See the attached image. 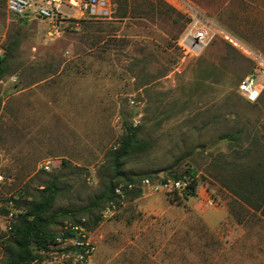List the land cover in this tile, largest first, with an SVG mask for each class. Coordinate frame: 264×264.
<instances>
[{"label": "rangeland", "instance_id": "1", "mask_svg": "<svg viewBox=\"0 0 264 264\" xmlns=\"http://www.w3.org/2000/svg\"><path fill=\"white\" fill-rule=\"evenodd\" d=\"M108 1L105 18L52 22L0 0V264L52 180L49 213L63 212L50 228L85 218L92 264H264V216L232 192L252 140L264 174V0ZM192 25L206 31L199 43ZM249 74L256 102L238 91ZM127 125L148 141L121 159L128 183L109 162ZM186 168L194 195L159 186ZM109 182L123 192L113 202Z\"/></svg>", "mask_w": 264, "mask_h": 264}, {"label": "built area", "instance_id": "2", "mask_svg": "<svg viewBox=\"0 0 264 264\" xmlns=\"http://www.w3.org/2000/svg\"><path fill=\"white\" fill-rule=\"evenodd\" d=\"M5 10L18 18H41L56 22L75 16L105 18L110 13V4L108 0H5ZM193 27L192 25L188 30V40L192 44L199 43L205 37L206 31L202 27ZM261 88L251 74L238 83V91L250 102H256ZM42 168L49 169L48 160L43 162ZM190 179L188 175L167 178L160 181L159 186L182 193L188 188ZM144 182H149L148 178ZM116 191L119 189L116 188ZM207 200L212 204V199ZM94 250L95 243L85 218L74 222L65 220L55 230L48 249L41 250V256H36L25 264H92Z\"/></svg>", "mask_w": 264, "mask_h": 264}, {"label": "trees", "instance_id": "3", "mask_svg": "<svg viewBox=\"0 0 264 264\" xmlns=\"http://www.w3.org/2000/svg\"><path fill=\"white\" fill-rule=\"evenodd\" d=\"M4 72V59L0 56V76ZM225 139L230 142L234 141V134H225ZM252 145L244 148V155L247 158L245 165L246 169V180L244 185L239 190H232L241 200L245 201L246 204L258 210L261 215L264 216V184L259 187L257 184L259 181L264 179L263 176H256V170L260 169L261 161L259 157H254L252 152L255 151L256 141H251ZM148 146V141L144 137H139L137 129L135 127L126 126V133L123 138L118 142V145L111 150L109 153V162L111 167L117 171L118 174L124 176L125 182H131L128 174H124L119 167L122 164V158L129 155L132 152L144 150ZM250 157L253 159L248 160ZM188 175L190 183L188 188L182 192V197L187 198L192 196L196 192L197 179L193 170L186 168L184 172L172 173L170 177L179 178L181 176ZM169 177L162 178L161 181L166 180ZM264 183V181L262 182ZM118 184L107 183L105 186L102 196L105 200L113 202L114 195H122L123 192L120 190L116 193ZM115 192V193H114ZM58 193V184L55 181H50L46 186L39 191L38 197H35L30 205L19 214V221L14 226L15 231V245L18 247L19 252L16 254L13 260H10L7 264H25L28 263L36 256H41V250H47L49 241L51 240L55 230L64 222L59 223L56 228L51 229L50 225L55 223L56 214L63 212V210H57L49 213L50 207L55 196ZM174 193H177L174 191ZM256 196V200H254ZM80 218L72 219L69 221H77ZM87 224V223H86Z\"/></svg>", "mask_w": 264, "mask_h": 264}]
</instances>
